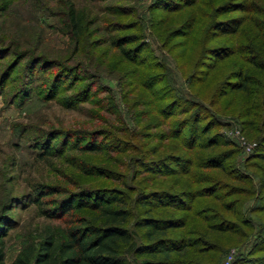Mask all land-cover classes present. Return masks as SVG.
Returning a JSON list of instances; mask_svg holds the SVG:
<instances>
[{"label": "rangeland", "instance_id": "1", "mask_svg": "<svg viewBox=\"0 0 264 264\" xmlns=\"http://www.w3.org/2000/svg\"><path fill=\"white\" fill-rule=\"evenodd\" d=\"M71 2L94 21L78 53L60 30L64 7ZM227 22L237 26L227 30ZM131 34L146 45L134 62L108 42ZM263 45L264 0H0V195L22 196L35 180L68 191L102 189L118 193L135 218L143 198L193 191L214 181L220 188L214 196L190 202L183 197L176 208L161 206L167 198H158L151 200L153 211L187 216L186 225L172 232L190 237L192 230L207 228L212 212L237 199L242 203L239 223L252 216L256 226L264 214L248 211L260 193L259 171L250 155L264 128L261 118L257 133L244 129L242 122L250 105L264 109L263 72L251 62L256 57L264 63ZM27 54L4 81L8 64ZM240 69L262 81L253 104L228 88ZM72 95L75 101L87 100L68 108L60 98ZM194 114L205 117L214 126L210 133L229 143L220 148L234 151L225 165L242 174L241 185L252 195L226 196L223 187L231 182L222 170L201 166L203 149L183 139L184 131L182 137L167 138L175 123ZM56 131L65 143L59 155L38 160L31 139ZM72 136L103 149H69ZM72 157L104 174L76 170ZM18 201L7 216V261L39 227L55 222L38 215L24 198ZM217 235L215 243L225 250L220 264H226L242 246L234 237Z\"/></svg>", "mask_w": 264, "mask_h": 264}, {"label": "trees", "instance_id": "2", "mask_svg": "<svg viewBox=\"0 0 264 264\" xmlns=\"http://www.w3.org/2000/svg\"><path fill=\"white\" fill-rule=\"evenodd\" d=\"M62 16L64 19L60 30L69 37V42L78 53L89 31L88 28L94 21L90 20L87 14L79 11L72 2L66 4ZM225 25H229L225 28L230 30L229 27L237 26V23L227 22ZM137 40L136 34L115 35L109 37L108 42L125 60L134 62L146 47L144 43H137ZM130 43L133 45L127 46ZM259 44L260 42L256 43V46ZM27 56L28 54L22 55L15 61L16 63L8 64L10 66L3 72L4 81L8 79L20 60ZM36 56L42 60L47 59L43 55ZM251 59L252 64L258 66V71L263 72L261 74L263 77L264 63L256 57ZM56 64L61 66L59 62ZM67 75L74 78V70L68 69ZM235 78L236 81L228 83L230 86L228 88L242 93L246 98L244 101L248 103L257 102L261 79L242 69L237 71ZM261 87L264 94V84ZM74 97L72 95L60 98V101H64L68 108H73L76 102L87 100L83 96L75 101L76 96ZM244 112H246L243 115L246 119L242 122L244 129L252 133L259 132L258 118H261V126L264 128V109L261 111L260 105H250ZM212 127H214L212 123L205 117L194 114L175 123L167 131L166 136L179 138L184 131L183 139L191 146L195 145L203 149L205 156L201 159V166L222 170L223 176L231 182L223 187L228 190L226 196L252 195L251 191L241 185L242 174L232 165H225L226 161L233 158L234 151L220 149L221 146L229 143L222 140L218 133H210ZM60 136L61 134L56 131L45 137L37 135L31 139L32 147L37 150L38 160L59 155L60 149L65 145ZM55 140L56 142L53 143ZM67 147L81 152H100L103 149L102 144L80 142L74 136L69 138ZM71 160L73 167L84 174L94 176L104 174L101 169L83 159L72 157ZM250 160H253L254 166L259 171L260 193L255 196L257 203L247 208L250 215L261 216L264 214V130L257 140V146L251 153ZM12 162L16 163L14 157ZM216 184L217 182L213 181L199 189L185 190L179 194L172 193L174 195L167 197L162 193L143 198L140 204L141 212L134 218L133 211L126 206L125 200L118 193L102 189L90 191L86 188L68 191L62 190L59 185L37 180L30 181L28 191L22 196L0 195V264H220V256L225 250L215 243L217 234V236L234 237L237 239L236 244L242 246L229 264H264V220L258 217L257 220H260L254 226L255 218L250 216L241 220L242 224L239 223L242 203L239 204L237 199L227 201L218 210L212 212L206 221L207 228L202 231L192 230L190 237L172 232L173 229L183 228L186 225L187 216L162 215L153 211L154 204L151 200L167 198L160 205L176 208L179 207L177 204L184 199L183 197L190 202L201 195L214 196L216 190L220 189ZM20 198L26 200L27 206L34 205L38 215L55 222L45 223L39 227L35 235L28 238L14 257L7 261V234L11 228L7 216L15 206H18ZM169 200L171 201L168 202ZM180 208L189 209V207ZM81 210L87 211L81 212Z\"/></svg>", "mask_w": 264, "mask_h": 264}, {"label": "built area", "instance_id": "3", "mask_svg": "<svg viewBox=\"0 0 264 264\" xmlns=\"http://www.w3.org/2000/svg\"><path fill=\"white\" fill-rule=\"evenodd\" d=\"M230 259V258H229ZM229 259L226 261V264H228L229 263Z\"/></svg>", "mask_w": 264, "mask_h": 264}]
</instances>
